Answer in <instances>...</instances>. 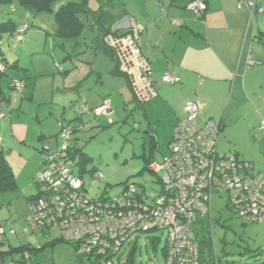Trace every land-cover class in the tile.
<instances>
[{
	"label": "rangeland",
	"instance_id": "374dc122",
	"mask_svg": "<svg viewBox=\"0 0 264 264\" xmlns=\"http://www.w3.org/2000/svg\"><path fill=\"white\" fill-rule=\"evenodd\" d=\"M68 2L78 1L57 0L51 13L29 14L25 19L21 18V27H28L25 36L28 30L43 32V41L35 47L40 53H24L28 71L26 75L21 73V79H14L24 81L26 94L16 96L8 90L6 82L11 70L2 78L1 89L10 101L7 110H0V150L11 168L16 188L0 192V226H6L7 231L0 239V244L4 245L0 251L8 252L24 246L28 258L24 259L21 253L14 257L8 254L3 261L0 259V264H78L84 259L74 245L60 238L56 230L44 231V234L30 228L25 231L29 216L26 197L38 193L34 179L42 169L40 150L43 146L54 147L58 143L56 135L60 123L73 124L74 119L81 118L77 125L83 131L73 136L72 171L80 177L90 198L115 197L125 185L134 184L138 191L142 187L152 201L161 190L160 175L153 174L151 166L169 154L167 142L172 140L176 125L165 118L164 107L155 109L159 111L160 120L148 125L141 110L147 103L140 107L134 102L132 92L121 79H111L105 73L99 75L105 63L102 56L108 57L109 54L97 47V40L103 32L95 27L92 16L81 17L84 27L78 38L62 42L53 38L56 32L54 14ZM89 2V9H93L94 0ZM14 6L0 5V14L10 16L18 23L20 18L16 20L15 11L19 5ZM7 45L8 42L3 41V46ZM3 51L7 62L12 64L13 54H8L5 48ZM108 82L111 91L105 92ZM100 93L109 101L116 100L113 105L108 103L112 111L107 109L105 117L109 118L82 115L86 97L100 96ZM128 96L130 100H123ZM102 107L104 104L100 105ZM231 132L236 136L217 139L220 156L231 154L228 152L231 140L240 146H249L251 142L241 127ZM150 135L154 140H150ZM246 152L252 159L244 156L239 159L253 162L255 170H260L264 160L257 158L256 148L249 147ZM33 164L37 170L32 173ZM95 173H100L103 178L94 179ZM228 204L226 194L212 196V233L208 230L212 241L210 251L205 249L209 261L211 264H264V224L243 225L226 207ZM9 230L15 234H9ZM165 239V233L160 232L134 235L113 257V263L165 264Z\"/></svg>",
	"mask_w": 264,
	"mask_h": 264
},
{
	"label": "built area",
	"instance_id": "2783aa9c",
	"mask_svg": "<svg viewBox=\"0 0 264 264\" xmlns=\"http://www.w3.org/2000/svg\"><path fill=\"white\" fill-rule=\"evenodd\" d=\"M238 7L247 11V26L254 28L255 16L262 13L257 0H239ZM188 8L196 15L207 9L202 0L192 2ZM26 29L28 27L17 30L13 37L16 43L24 41ZM106 42L108 47L118 51L125 63L142 65L136 88H143L149 96L156 97L151 87L152 74L145 73L148 67L132 37L109 36ZM4 71L5 65L0 63V74ZM162 82L175 84L178 79L166 74ZM11 88L19 96L24 83L14 81ZM1 104L5 105L4 101ZM107 109V106L97 108L94 113L107 116ZM183 112L184 117L176 124L168 144L169 155L151 166L154 173L160 174L163 189L152 205L131 200L127 190L105 205L99 201L90 202L81 190V183L64 163L70 130L61 126L58 136L61 145L53 153L42 156L43 170L38 180L43 184V197L29 207L27 223L38 230L58 229L63 239L75 245L80 257L84 258L79 264H114L113 257L132 236L163 230L167 239L165 264H208L193 232L195 227L203 226V232L210 230L212 233V196L226 193L228 205L243 220L264 223V171L251 175L250 163L238 161L232 155L217 156L219 124L198 120L199 102H187ZM261 129L264 130V122ZM9 233L12 235L13 231ZM2 234L0 229V236Z\"/></svg>",
	"mask_w": 264,
	"mask_h": 264
},
{
	"label": "crops",
	"instance_id": "0c3cea01",
	"mask_svg": "<svg viewBox=\"0 0 264 264\" xmlns=\"http://www.w3.org/2000/svg\"><path fill=\"white\" fill-rule=\"evenodd\" d=\"M89 1L87 0L88 4ZM192 1L194 0H94L95 5L91 11L103 7L104 12H109L113 16L112 28L119 34L128 33L132 36L146 57L158 95L143 106V117L148 125L160 120L159 111L156 110L164 107L165 118L170 119L175 126L184 117V105L190 101L199 102L201 113L198 120L221 123L218 137L236 136L231 131H237L240 127L250 137L249 146H240L230 139L228 152L238 158H250L246 151L249 147L256 148L257 158L264 160V130L261 129L264 122V0H257L262 13L255 17L254 28L247 26L248 13L238 7L239 0H204L207 9L199 18L187 9ZM8 5H13L11 8H14L19 3L14 0ZM15 13L16 20L20 18V22L0 14V24L11 20L15 29L21 28V18L25 19L30 13L20 5ZM25 37L21 44H17L13 36L8 37L9 44L14 49L12 52L8 48V54H13L12 62L16 66L9 72L6 84L10 79H21V73H27L24 53H40L36 46L43 41V32L28 30ZM102 57L105 58V63L100 68L99 75L104 76L105 73L111 79H121L127 86L125 80L113 72L115 63L111 55ZM251 60L257 63L252 66L249 64ZM166 74L174 76L178 82L163 83L161 78ZM109 84L110 82L105 92L111 91ZM24 90L23 95L26 94ZM100 94L88 95L85 106H100L106 98ZM107 100L105 99V103L110 102L111 105L116 102ZM123 100H130L129 96ZM73 121L77 127L81 123L75 119ZM77 132H82L80 127ZM150 138L151 141L154 140L151 135ZM170 141L168 139L167 145ZM34 165L36 164L31 168L32 173L37 170ZM260 168L256 171L253 163L256 172L264 171V165ZM31 196L33 193L26 198Z\"/></svg>",
	"mask_w": 264,
	"mask_h": 264
},
{
	"label": "trees",
	"instance_id": "16d2710c",
	"mask_svg": "<svg viewBox=\"0 0 264 264\" xmlns=\"http://www.w3.org/2000/svg\"><path fill=\"white\" fill-rule=\"evenodd\" d=\"M13 1L14 0H0V5H6V4L8 5V4H11ZM16 1H18L19 5L22 8H24L26 11H28L30 14H33V15H41V14L51 13L53 11V7H54L55 3L57 2V0H16ZM195 1H200V0H194L192 2H195ZM202 1H204V0H202ZM192 2H190L187 5V9L188 10H189L188 7H189V5ZM189 11H191V10H189ZM192 13L197 18L202 17L203 14H204V13H201V14L196 15L194 12H192ZM88 15L92 16V18L94 19V21L96 23L95 27H97V29H99L100 31L103 32L102 37L99 40H97V47H100L101 49H103L104 53H107V54L111 55V58L113 59V62L115 63V69L113 70V72L118 73L119 76H121L125 80V82L127 83L128 88L130 89V91L133 94L134 102L138 103L139 106L141 107V105H143L144 103H148L152 99H155L158 95H157V92L155 91V81H154L153 75H151L152 76L151 87L156 92V97H154V98L149 96L144 91L143 88L141 90L136 88L137 78L139 76L138 71H139V69H141L142 65H138L137 62H135V63L132 62L130 64L125 63L124 58H121V56H119L117 50H115V49L113 50L112 48L108 47L106 40H107V38L109 36H115V37L121 36L122 37L124 35H128V33L119 34L117 31H115L112 28L113 25H114V22L112 21L113 16H111L109 12H106V11L104 12L103 11V7L98 8L97 11H91V9H89V7H88L87 0H80L78 2H68V3L62 4L59 7V9L54 14V19H55V23H56V32H55L53 38L56 39L59 42H62V40L78 38L80 36V34L82 33L83 27H84V24H83V22L81 20V17L82 16H88ZM106 26H108V27L105 29ZM17 30L18 29H15L14 22L11 21V20L5 21L4 23L0 24V63L5 65V71L0 74V98H1V100H0V110H2V109H6L7 110V108L9 107L8 103L10 101L7 98H5L4 93H3L2 89H1L2 78H3V76L6 77L8 71H10L11 69L13 70V68H15V66H16L15 63H13V62H12V64H9L7 62L6 56H5L6 52L3 51V48H5L7 50V52H8V48L10 49V51L14 52V49L11 47V43L9 44V38L8 37H12V36L14 37L15 33L17 32ZM132 39L134 40L135 45L139 48L137 41L133 37H132ZM3 41L4 42H8V45L7 46H3ZM139 50H140L141 55L143 57L144 64L148 67V69H147V71L145 73H149V72H151V70H150L149 65L147 64L146 57H145V55L143 54V52L141 51L140 48H139ZM250 62L252 63V64H250L252 66L257 63V62H254L252 60ZM151 74H152V72H151ZM162 78H163V76H162ZM162 78H161V81H162ZM14 81H22L24 83L23 80L10 79V81L7 84V88H8V90L10 92L12 91L11 86H12V83ZM24 89H25V84H24ZM22 93H23V91H22ZM1 101L2 102L4 101L5 105H2ZM103 104H104V106H107L109 108V105L107 103H105V100L101 104V106ZM97 108H100V106L95 107V108L84 107L82 109V111H81V114L82 115L91 114L94 118L99 117V116L105 117L104 115H97V114L94 113V111ZM109 110H111V109L109 108ZM141 110H142V112L144 114L143 106L141 107ZM75 120L77 122L78 121L80 122L81 121L80 116L77 117ZM216 123L219 124V128H220V130L218 132V135H219V133L221 131V123H218V122H216ZM59 126L60 127L61 126L62 127H67L70 130V135H69V138H68L69 150L66 153V158H64V163L67 164L66 167L69 170V173L81 183V190L86 194V197H87V199L90 202L96 203V202L99 201L103 205H105L107 201H112L113 199L120 197L124 193L125 190H127V196L129 198H131V200L135 199L136 201H138L141 204L152 205L158 200V198L160 196V193L163 190L161 183H160L161 190H160L157 198L153 199L152 201H149L148 195H147L146 191L142 187L140 188L141 191H138L137 188H136V185H134V184L125 185L123 190H122V192L120 194H118L117 196H115V197H102V198H100L98 200H94V199L90 198V196L88 195L87 190L85 189L84 183L81 181L80 177L75 175L73 173V171H72L74 165H73V161H72L71 150L74 148V146H73L74 145L73 136L76 133L78 127L76 125L72 124L71 122H69V124H67V125H64L63 123H60ZM81 131H83V129H81ZM59 132H60V129H59V131H58V133L56 135V139L58 140L56 142H58V143H55L54 147L43 146L42 149L40 150L41 156L47 155L50 152L53 153L55 150H57L59 148V146L61 145L60 140L58 138ZM218 135H217V139H218ZM172 138H173V136H172ZM152 146L154 147L153 143H152ZM168 151H169V149H168ZM216 154L219 157H225V156H231L232 155L238 161H242L237 156H235L233 154L221 155L220 156L218 154V152H217V148H216ZM162 160L160 162H158V163H155V164L161 163ZM244 162H246V161H244ZM248 163H250L252 165V169L250 170L251 175H256V174H258L260 172H263V171L254 172L253 163H251V162H248ZM41 167H42V169H41V172H42V170H43V164L42 163H41ZM151 172L153 174H155V175H158V174L154 173L152 170H151ZM38 176H39V174H38ZM38 176L34 179L35 180L34 184L36 185V187H38V193L36 195H33V196L27 198L29 207L31 205H34V203H36L38 200H40L43 197V195H42L43 184H41V182H39ZM93 177H94V179H102L103 178L100 173H98V174L95 173L93 175ZM159 181H160V177H159ZM14 188H16L15 181H14V176L12 174L11 168L9 167V165H8V163H7V161H6L5 157H4L3 150H0V192L7 191V190L8 191L9 190H13ZM130 188L132 189V192H129ZM224 194H226V193H224ZM226 207L229 208V211H231L234 214V216L241 221V223L243 225L259 224L258 222L249 223V222L243 220L235 211H233L229 207V205H226ZM107 209H111V208L108 207ZM29 215H30V211H29ZM28 218H29V216H28ZM28 218L26 219V224H27L28 228H25V231H28L30 229L37 231L38 229L31 228V226L27 223ZM210 222H211V228H212V226H213V223H212V211H211ZM200 223H203V222L201 221ZM261 224H264V223H261ZM7 226H9V224ZM199 226H202V225H199ZM5 227L6 226H4V227L0 226V229L3 230V234L0 236V239H1V237L4 234H7V231L5 230ZM202 229H205V227H203V226L201 228L195 227V230L193 232V238L197 241L199 249H200L201 253L204 255L203 259L205 258V261L208 264H211L212 262L209 261L210 257L208 259V257H207L208 254H207L206 250L210 251L209 246H211L210 243L212 241V237L209 236V232L208 231L203 232ZM49 230H56L58 232L60 238L64 242L70 244L69 242H67V241H65L63 239V237L61 236V232L58 229H52L51 228V229H41V230H38V231H40L41 234H44V231H49ZM10 231H13V230H9V232ZM158 232H160L161 234L165 233V238H166V231L165 230L157 231L156 233H158ZM14 234L15 233L13 231L12 235H14ZM140 234H145V233H140ZM165 240H167V239H165ZM0 245H2L1 247H4L3 244H0ZM71 245H73V244H71ZM1 247H0V249H1ZM74 247L76 249L75 245H74ZM166 249H167V246L163 250L164 260H165L166 252H167ZM26 251H28V250L24 246L18 247V248H15V249H11L8 252L0 251V259L3 261L5 259V256H7L8 254L12 255V257H14V255L17 254V253H21L22 257L24 259H27L28 258V254H27Z\"/></svg>",
	"mask_w": 264,
	"mask_h": 264
},
{
	"label": "water",
	"instance_id": "95a60500",
	"mask_svg": "<svg viewBox=\"0 0 264 264\" xmlns=\"http://www.w3.org/2000/svg\"><path fill=\"white\" fill-rule=\"evenodd\" d=\"M2 245H0V247H1Z\"/></svg>",
	"mask_w": 264,
	"mask_h": 264
}]
</instances>
